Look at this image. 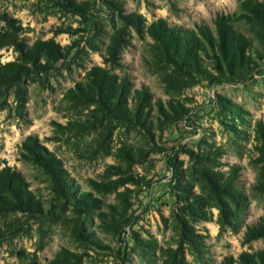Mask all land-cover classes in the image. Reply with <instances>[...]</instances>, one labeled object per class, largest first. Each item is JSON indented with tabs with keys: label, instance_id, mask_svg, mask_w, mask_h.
Masks as SVG:
<instances>
[{
	"label": "rangeland",
	"instance_id": "rangeland-1",
	"mask_svg": "<svg viewBox=\"0 0 264 264\" xmlns=\"http://www.w3.org/2000/svg\"><path fill=\"white\" fill-rule=\"evenodd\" d=\"M77 2L74 8L57 0H0V31L11 21L29 47L52 39L65 49L47 73L0 95V167L20 172L39 204L35 212L0 213V264H50L63 249L72 264H243V254L262 264L255 255L264 252V238L246 242L245 234L264 216V194L255 189L261 164L254 132L264 122V62L241 82L196 79L171 89L163 82L170 69L155 64L147 32L159 19L189 31L214 28L217 14L241 11L240 0ZM130 14L142 15L145 26L129 25ZM234 27L252 37L246 24ZM119 30L126 43L116 63H107ZM17 55L13 47L0 48L2 63ZM96 67L128 77L131 94L149 89L153 101L145 117L118 121L96 102L72 100L69 92L86 87ZM22 91L25 105L18 98ZM29 137L58 161L72 194L59 195L49 173L31 160L23 148ZM209 150L220 152L216 170L241 167L236 188L246 201L236 219L225 218L215 202L193 216L199 235L194 248L181 238L188 206L178 187L187 183L207 195L198 155ZM123 197L130 204L129 225L115 232L109 225L125 214ZM81 200L91 201L90 211Z\"/></svg>",
	"mask_w": 264,
	"mask_h": 264
},
{
	"label": "trees",
	"instance_id": "trees-1",
	"mask_svg": "<svg viewBox=\"0 0 264 264\" xmlns=\"http://www.w3.org/2000/svg\"><path fill=\"white\" fill-rule=\"evenodd\" d=\"M64 7H79L77 0H57ZM240 12L233 14H217L213 20L214 28L203 25L197 31L175 28L159 19L147 27V32L153 40L151 50L155 64L166 66L169 73H164L163 82L171 89H177L183 84L203 79L208 82H241L262 68L259 62H264V0H240ZM127 23L134 28H143L145 19L140 14L125 16ZM234 23L247 25L252 37L234 27ZM8 26L0 31V48L13 47L17 58L8 63L0 61V95L5 94L14 86H20L27 79L47 73L54 62L64 58V48L54 40L38 41L29 47L19 38L15 27L8 21ZM122 31H116L105 56V62L116 63L119 49L123 43ZM46 58V60H45ZM45 60V61H44ZM86 87L78 85V93L70 91L72 100L77 102H96L101 111L118 121L135 120L145 117L147 109L151 108L153 96L149 89L144 88L132 92V84L128 77L119 78L110 74L106 69L96 67L89 74ZM187 81V82H186ZM21 103H26L25 91L18 93ZM163 110V109H162ZM175 111L179 112L177 108ZM165 112V111H164ZM146 122V121H145ZM254 132L259 144L257 145L258 162L261 164L255 189L264 194V122L255 124ZM25 151L31 154V160L43 167L52 177L57 193L69 196L68 184L59 175L58 161L34 137H29L23 144ZM200 162H204L199 169L201 181L207 195L194 191L187 183L179 184L188 207L183 208L181 217V238L194 248L199 245V235L189 220L193 216H201L210 202H215L222 215L236 219L240 207L244 206L245 197L238 193L236 183L240 177L241 167L234 165L229 172L216 170L213 162L220 157V152L209 150L198 155ZM181 182V181H180ZM72 194V193H71ZM123 195H121L122 197ZM82 209L90 211L91 201H82ZM235 206L230 209V204ZM122 213L118 220L113 219L111 229L123 232L129 225L125 220L130 204L122 198ZM39 204L28 189L25 178L20 172L11 167H0V213L11 211L35 212ZM225 207L228 210L224 209ZM81 212V211H80ZM264 238V216L260 222L249 228L245 234V241ZM264 264V252L255 255ZM71 253L63 249L50 264H72ZM243 264H257L255 257L241 255ZM252 262V263H251Z\"/></svg>",
	"mask_w": 264,
	"mask_h": 264
}]
</instances>
